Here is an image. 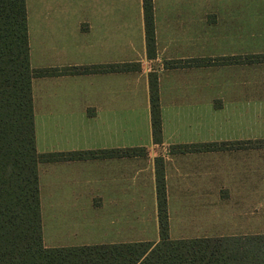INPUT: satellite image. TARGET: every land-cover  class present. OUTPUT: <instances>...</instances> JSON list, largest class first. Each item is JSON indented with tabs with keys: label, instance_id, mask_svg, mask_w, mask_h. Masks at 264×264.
<instances>
[{
	"label": "crops",
	"instance_id": "obj_1",
	"mask_svg": "<svg viewBox=\"0 0 264 264\" xmlns=\"http://www.w3.org/2000/svg\"><path fill=\"white\" fill-rule=\"evenodd\" d=\"M152 3L149 58L143 0H25L30 67L57 70L31 82L36 150L95 152L38 164L46 247L158 241L157 159L171 239L254 233L243 226L264 192V146L253 145L264 141V59H251L264 56V0ZM108 64L135 68L66 71Z\"/></svg>",
	"mask_w": 264,
	"mask_h": 264
},
{
	"label": "trees",
	"instance_id": "obj_2",
	"mask_svg": "<svg viewBox=\"0 0 264 264\" xmlns=\"http://www.w3.org/2000/svg\"><path fill=\"white\" fill-rule=\"evenodd\" d=\"M143 12L146 52L153 58L152 0H143ZM251 59L263 61L264 56ZM134 68L133 64H108L66 71L115 72ZM56 73L57 70L30 67L25 0H0V264H264V232L171 239L164 173L159 169V159L155 177L158 241L44 246L38 164L95 155V152L39 153L36 150L31 82L35 77ZM149 76L152 140L160 144L158 82L156 74ZM257 143L264 144V141ZM207 148L204 146V150ZM130 152L127 150L126 154ZM114 154V150L97 153L98 156Z\"/></svg>",
	"mask_w": 264,
	"mask_h": 264
},
{
	"label": "rangeland",
	"instance_id": "obj_3",
	"mask_svg": "<svg viewBox=\"0 0 264 264\" xmlns=\"http://www.w3.org/2000/svg\"><path fill=\"white\" fill-rule=\"evenodd\" d=\"M254 146H259L262 145L264 146V144H253ZM251 197L254 199L253 203L249 205V207H251L253 209L254 212V217L253 220L252 218H249V221L252 220L253 224H249V225H245L243 226V228H247L249 230V232H264V192H256L254 194H251ZM53 224V222H52ZM51 227L53 228V225H46V230ZM232 228L234 226H231ZM53 236V235H52ZM46 243H49L48 241H46ZM52 244L57 243V242H50ZM53 246H56V244H54Z\"/></svg>",
	"mask_w": 264,
	"mask_h": 264
}]
</instances>
